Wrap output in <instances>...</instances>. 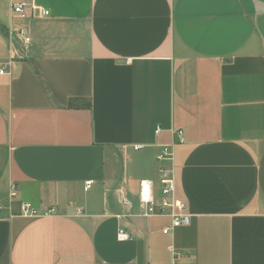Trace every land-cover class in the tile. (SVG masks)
Masks as SVG:
<instances>
[{"label":"crops","instance_id":"0c3cea01","mask_svg":"<svg viewBox=\"0 0 264 264\" xmlns=\"http://www.w3.org/2000/svg\"><path fill=\"white\" fill-rule=\"evenodd\" d=\"M37 2L0 0V264H264V0ZM176 130L165 234L139 182Z\"/></svg>","mask_w":264,"mask_h":264},{"label":"built area","instance_id":"2783aa9c","mask_svg":"<svg viewBox=\"0 0 264 264\" xmlns=\"http://www.w3.org/2000/svg\"><path fill=\"white\" fill-rule=\"evenodd\" d=\"M12 12L20 19H33L49 16L51 11L41 6L37 0H10ZM19 38L24 39L26 43L30 42V38L26 36L24 28L16 30ZM5 72V68L1 69V73ZM161 128L158 127L156 132L159 133ZM174 139L172 142L161 145V149L156 157L158 162V180L152 178H143L139 182V208L138 215L142 217L151 216H167L170 218L168 226L163 228V233L170 234L177 227L184 223L188 217L187 203L178 195L177 184L173 175V169L170 162L174 155V146L177 143L184 142L183 131H173ZM141 145H136L135 149H140ZM92 181H86L85 189L87 190ZM17 193V185L12 183L10 195L15 197ZM124 204L131 205V201L127 198L123 200ZM55 209L44 210L37 208L31 203H23L20 207L19 214L26 217L45 216L55 213ZM130 215V214H129ZM120 216V215H118ZM117 238L119 241H126L132 238L125 227L118 229ZM175 257L178 253L174 252ZM169 264H176L174 261Z\"/></svg>","mask_w":264,"mask_h":264},{"label":"water","instance_id":"95a60500","mask_svg":"<svg viewBox=\"0 0 264 264\" xmlns=\"http://www.w3.org/2000/svg\"><path fill=\"white\" fill-rule=\"evenodd\" d=\"M188 221H189V219H188V218H186V219L184 220V222H185V223H187Z\"/></svg>","mask_w":264,"mask_h":264}]
</instances>
